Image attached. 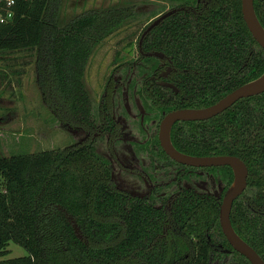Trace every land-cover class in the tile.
<instances>
[{
	"label": "trees",
	"instance_id": "1",
	"mask_svg": "<svg viewBox=\"0 0 264 264\" xmlns=\"http://www.w3.org/2000/svg\"><path fill=\"white\" fill-rule=\"evenodd\" d=\"M208 1L179 0L177 6L196 10L168 16L143 41L145 50H164L180 71L176 77L183 100L177 94L168 110L206 107L264 73V48L247 26L242 0ZM56 3L59 0H14L9 6L0 0V14L12 12L0 20V51L33 55L40 48L37 63L45 98L54 109L64 108L65 118L72 114L74 121L88 120L97 111L83 79L96 46L144 17L138 31L124 36L132 51L166 5L118 3L58 26ZM254 4L264 26V0ZM46 41L51 43L45 46ZM144 64L137 67L138 77L155 69ZM5 76L0 73V78ZM171 140L187 154L236 155L245 161L247 187L234 202L231 220L264 259V92L244 97L210 119L178 121ZM218 168L226 192L234 171L230 166ZM0 178V264H213L231 253L234 260L240 257L236 264H252L222 231L223 197L188 193L166 211L155 198L119 188L112 160L91 142L1 155ZM11 241L27 253L4 258ZM211 242L223 245L217 249Z\"/></svg>",
	"mask_w": 264,
	"mask_h": 264
},
{
	"label": "flooded vegetation",
	"instance_id": "2",
	"mask_svg": "<svg viewBox=\"0 0 264 264\" xmlns=\"http://www.w3.org/2000/svg\"><path fill=\"white\" fill-rule=\"evenodd\" d=\"M199 2L207 5L209 1ZM173 8L196 10L191 5ZM137 42L139 58L128 63V70L132 67L137 69L144 64L145 58H149L144 65L148 69L155 65L154 71L144 77L133 76L127 83L122 79L116 80L111 94H104L95 118L76 120L81 125L78 130L84 136L73 145L91 142L101 154L100 147L108 149L110 157L103 155L112 160L116 185L133 196L157 199V206L166 211H171L176 199L188 193L201 197H224L226 192L224 186L222 189L221 181L224 180L220 168L189 166L171 158L164 150L159 136L160 124L168 112L176 110H168L167 104L175 103L177 94H180L178 99L183 100L180 79L176 77L180 71L164 50H145L143 42L142 46L140 39ZM126 48L129 50L130 47ZM154 51L162 52L164 56L146 54ZM219 173L222 180L217 177ZM170 202L169 206L167 203ZM211 243L214 247L223 245L221 242ZM224 251L230 252L231 249Z\"/></svg>",
	"mask_w": 264,
	"mask_h": 264
},
{
	"label": "rangeland",
	"instance_id": "3",
	"mask_svg": "<svg viewBox=\"0 0 264 264\" xmlns=\"http://www.w3.org/2000/svg\"><path fill=\"white\" fill-rule=\"evenodd\" d=\"M153 1L164 3L165 11L179 5V0H59V4L56 3L54 8L57 6L55 14L58 26H65L88 11L104 10L118 3H133L146 7L145 4ZM143 23L144 17L133 21L96 46L83 79L94 111L102 103L104 94L107 92L111 94L116 80L122 79L127 83L131 77L136 76L137 69L132 67L129 71L128 63L139 58L138 42L135 43L136 48L129 52L125 46L124 36L138 31L137 28H140ZM141 34L137 38L138 41ZM49 43L51 41H46L45 46ZM39 50L36 48L33 55L30 51L24 50L8 54L0 51V73H7V76L0 78V156L45 149H64L84 136V133L78 130L80 123L73 120L72 114H70L71 118H65L64 108L54 109L49 104V99L45 98L37 63ZM118 52L121 53L118 54ZM125 78L128 80L124 81ZM119 88L122 89V86ZM99 149L110 157L108 149L105 147ZM217 175L221 179V174ZM221 183L223 189L224 182L221 181ZM221 193L222 190L219 194ZM167 204L170 206L171 202ZM8 249L10 252L4 258L22 256L27 253L23 246L14 241L9 243ZM239 260L240 257L234 260L231 253L225 255L222 260L216 258L213 264H236Z\"/></svg>",
	"mask_w": 264,
	"mask_h": 264
},
{
	"label": "water",
	"instance_id": "4",
	"mask_svg": "<svg viewBox=\"0 0 264 264\" xmlns=\"http://www.w3.org/2000/svg\"><path fill=\"white\" fill-rule=\"evenodd\" d=\"M181 9L184 8L169 9L160 14L153 21H151L141 34L140 45L142 46L144 38L157 25H159L168 16L176 13ZM242 11L248 28L250 29L254 38L264 48V26L262 25L256 13L254 0H242ZM146 54H154L162 57L164 56V54L159 51H154ZM173 87L177 90L176 86L173 85ZM262 92H264V73L257 79L237 87L211 105L202 108H180L168 112L161 121L159 135L164 150L171 158L180 163L195 167L230 166L233 169L234 181L226 191L220 205V224L223 233L225 234L232 247L242 255L247 257L252 264H264V259L252 245H250L236 232L231 220V212L234 202L247 187V178L249 172L247 164L242 158L236 155L220 154L197 156L184 153L174 146L171 140V128L177 121L210 119L224 112L238 100ZM237 173H239V177H237Z\"/></svg>",
	"mask_w": 264,
	"mask_h": 264
},
{
	"label": "built area",
	"instance_id": "5",
	"mask_svg": "<svg viewBox=\"0 0 264 264\" xmlns=\"http://www.w3.org/2000/svg\"><path fill=\"white\" fill-rule=\"evenodd\" d=\"M7 4L9 6H11L12 4H14V0H7ZM12 16V12H9L7 17H4L3 15L0 14V20L3 22L5 21L8 17H11Z\"/></svg>",
	"mask_w": 264,
	"mask_h": 264
},
{
	"label": "bare ground",
	"instance_id": "6",
	"mask_svg": "<svg viewBox=\"0 0 264 264\" xmlns=\"http://www.w3.org/2000/svg\"><path fill=\"white\" fill-rule=\"evenodd\" d=\"M237 177H239V173H237Z\"/></svg>",
	"mask_w": 264,
	"mask_h": 264
}]
</instances>
